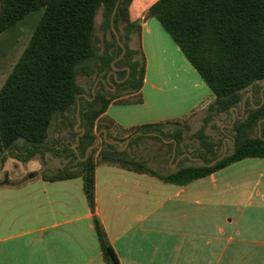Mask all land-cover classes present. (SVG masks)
<instances>
[{
  "label": "trees",
  "instance_id": "16d2710c",
  "mask_svg": "<svg viewBox=\"0 0 264 264\" xmlns=\"http://www.w3.org/2000/svg\"><path fill=\"white\" fill-rule=\"evenodd\" d=\"M117 2L0 0V36L29 14L44 10L27 47L0 89V172L7 151H12L25 163L38 154L53 151L49 139L58 115L68 120L70 128L78 124V119L72 121L70 115L77 113L78 101H81L78 98L82 92L79 76L92 79V87L100 77L106 81L99 82L95 97L91 90L90 99L80 102L79 116L85 134L79 138V155L70 146L61 148L59 154H65L69 159L67 165L42 174L46 181L83 179L104 264L121 263L96 213L98 165H113L151 175L166 183L186 186L241 160L264 158V136L260 137L258 129L259 121L264 119V103L256 107L262 103V97L255 100L256 95L261 96L258 83L264 81V0H159L149 10L148 15L160 21L213 93L214 100L207 108L204 125L189 137L199 143L195 151L187 144L183 147L185 133L191 129L186 121L148 124L130 130L121 129L109 119L101 121L112 102H143L141 90L146 56L140 44L141 26L130 19L133 0H120L115 15V28L126 47L124 57L116 62L121 68L117 71V79L123 81L118 82L112 75L115 91L107 82L112 62L123 52L111 24ZM100 10L103 16L100 25L102 39L96 35V18ZM134 36L139 43L136 48L131 46ZM248 92L253 95V103L250 98L247 100L244 117L233 127L236 140L233 151L214 166H205L186 157L178 166L167 165V171L160 172L130 151L133 141L147 137L166 147L170 159L175 143L164 141L168 139L177 143V157L188 152L211 163L222 155L217 148L224 144L223 140L215 141L207 132L209 124L224 115L233 119L231 109L238 107L242 110ZM121 97L125 98L119 99ZM171 125L178 128L167 132L166 127ZM103 129H107L110 140L123 142L138 131L155 132L162 138L137 136L124 151L121 146L103 139L101 147L93 149L83 160L88 148L97 141V132ZM76 136L78 133L73 128L71 138L75 140Z\"/></svg>",
  "mask_w": 264,
  "mask_h": 264
},
{
  "label": "crops",
  "instance_id": "0c3cea01",
  "mask_svg": "<svg viewBox=\"0 0 264 264\" xmlns=\"http://www.w3.org/2000/svg\"><path fill=\"white\" fill-rule=\"evenodd\" d=\"M157 1L133 0L130 6L131 21L141 26L146 73L143 102H112L101 118L121 129L168 121H186L190 126L189 119L214 100L181 48L160 21L148 15ZM43 13L29 14L0 36V89ZM138 44L134 36L131 46ZM83 77L82 84L78 78L79 102L85 103L94 85L92 79ZM74 117L77 113L70 115ZM177 128L171 125L165 130ZM68 130L67 126L62 130L64 146L73 148L77 137L71 138ZM226 133L230 134L222 133L224 139ZM151 140L136 139L130 151L166 172V161L168 165L172 157L166 147L154 150ZM61 148L57 144L49 151L53 157L46 152L30 161H50L56 156L68 163L66 155L59 154ZM5 154V163L19 161L12 151ZM5 163L0 176L6 171ZM40 169H21L22 179L0 182V264H104L83 179L46 181ZM32 173L37 175L30 177ZM96 213L121 264H264V158L241 160L186 186L98 165Z\"/></svg>",
  "mask_w": 264,
  "mask_h": 264
},
{
  "label": "rangeland",
  "instance_id": "374dc122",
  "mask_svg": "<svg viewBox=\"0 0 264 264\" xmlns=\"http://www.w3.org/2000/svg\"><path fill=\"white\" fill-rule=\"evenodd\" d=\"M102 19H103L102 10H100L98 15H97V18H96V21H97L96 35L99 39H102V37H103L102 31L100 30V25H101ZM99 45L102 47L103 46L102 42H100ZM82 81L85 82L86 78H84L83 76H79V82L81 84H82ZM257 87H258V89L261 88L260 89L261 96L259 94L256 95L255 96L256 101L260 100L262 96L264 98V81L259 82ZM249 98L250 97H248V99ZM209 104L206 106L205 109H202L198 115L196 114L192 118L189 119L188 122L190 124L191 129L189 130V132L185 133V141L183 143V147L185 144H187L191 150L195 151L197 149V147L199 146V143L197 140L191 139L189 137L192 136L193 134H195L204 125V118L207 116V108H208ZM240 112H241V109H240ZM75 120H76V117H74L72 119V121H75ZM231 120H232L231 117H229L227 115H224L221 118H216L210 123L212 125L209 124L210 128H208L207 132H209V134L212 136V138L217 142L224 140V135L221 133V126L224 124H230ZM64 126H68V127L70 126L68 120L63 118L62 116L58 115L57 118L55 119L54 123H53V126H52L51 135H50V139H49V146L50 147H54V149H55L56 145L59 144L65 148V146H64L65 145L64 144L65 138H64V134L62 132ZM214 126H215V128H213ZM74 127H72V128L69 127L70 130H68V131L70 132L71 135H72ZM78 128L80 129L83 127H81V124H80L78 126ZM224 130H225L224 132H229L232 136H234L233 128L228 129L225 127ZM100 131L101 130H99L97 132V134ZM76 132L79 134L81 132V130L76 131ZM262 135L264 136V130L262 131ZM100 140H101V143H100L99 147H101V145H102L103 132L100 133ZM151 143L154 146L153 147L154 150H164L165 149V148H163L161 143H159L157 141L151 140ZM227 147H228V153H231L233 151V144L227 142ZM217 150L219 153L223 152L224 151V145L219 146L217 148ZM46 154H48V156H51V154L49 152H47ZM10 155L11 154H8L7 157H9ZM51 157H53V155ZM51 160L49 161L48 159L44 160V159L39 158L38 161H35V162L29 161V162L25 163V162H21L20 160L15 161V162H6L5 163L6 171L1 174L0 182L2 180L5 182L7 180H13V181L17 180L18 181V180L22 179L23 178V175L21 174L22 170H25V171H28L30 169L34 170V169H38L39 166H41L40 171L42 174H44L47 172H54L57 169L62 168L63 166L67 165V159H61V158L54 156V158H52ZM167 163L168 162L166 161V167H167ZM168 165L170 167H172L170 162ZM155 168L157 169V167H155Z\"/></svg>",
  "mask_w": 264,
  "mask_h": 264
},
{
  "label": "water",
  "instance_id": "95a60500",
  "mask_svg": "<svg viewBox=\"0 0 264 264\" xmlns=\"http://www.w3.org/2000/svg\"><path fill=\"white\" fill-rule=\"evenodd\" d=\"M119 4H120V0H118L117 4H116V6H115V9H114V12H113V15H112L111 24H112V27H113V31H114V33H115V35H116L117 41H118L119 45L122 47L123 52H122V54H121L117 59H115V60L112 62V71H110V73H109L108 76H107V82H108L111 86H113V90H115L116 87H115L114 83L111 82V77H112V75L114 76V78H115L118 82L123 81V80H118V79H117V71L120 70L121 68H118V67L116 66V62H117L118 60L122 59V58L124 57L125 53H126V47H125V45L123 44V42L121 41V39H120V35H119V33L117 32V30H116V28H115V15H116V13H117V9H118ZM123 69H125V68H123ZM129 71H130V69H129ZM100 81H102V82H104V83L106 82V81L104 80L103 77H100V78H98V79L95 81V84H94V87H93V96H94V97H95V91H96V88H97V86H98V84H99ZM248 97H250V101H251V103H253V95H252L251 92H248L247 95H246V96L244 97V99H243V102H242V110H241V112H240V108H238V107H234L233 109H231V114H232V116H233L232 122H231L230 124H225V125L222 127L223 130H224L225 127H226V128H233L234 125H235V123H236V121H237L238 119H242V118L244 117V115H245V111H246V102H247V100H248ZM78 98H79V97H78ZM263 103H264V98H263V96H262V103H261L260 105H257L256 107H261ZM79 113H80V102L78 101V112H77L78 124H77V126L75 127V131H79V130H81V132L78 134L77 139H76L77 142H76V144L73 146V149L76 151V153H77L78 155H79V153H78L77 148H78V146L80 145L79 138H80L82 135L85 134V128H80V129L78 128V126L81 124V120H80ZM262 123H264V119H262V120L259 121V127H258V129H259V135H260V137H263V135H262ZM101 132H103V139H104L105 141H107V143L112 144V145H119V146H121V147L123 148V149H121V150L126 149V148L128 147V145H129L131 139H132L133 137H135V136H138V135L159 136V137L162 138V135H160V134H158V133H155V132L144 133V132H142V131H138V132L132 134V135L126 140V142H123V141H121V140H110V139L108 138L107 131L104 129V130H101V131L97 134V136H98L97 141H96L92 146H90V147L88 148V150H87V152H86V156H85V158H83V160H86V159L88 158L90 152H91L93 149H96V148H98V147L100 146V143H101V140H100V133H101ZM226 135H227V137L224 139V151H223L222 155H221L220 157L216 158L215 160H213L211 163H206L202 157H194V156H192L190 153L187 152V153H184L181 157H179V158L176 160V162L173 164V161L175 160V158H176V156H177V143H176L174 140L164 139V141H165L166 143H172V142L175 143L174 148H173V155H172V158H171V161H170L171 166H176V165L178 164L179 160H181V159L184 158V157H187V158H189L190 160H192V161H194V162H201V163L204 164L205 166H214L217 162H219V161H221L222 159H224L225 156L227 155V153H228L227 142H229V143H231V144H233V145L236 143V140H235L234 136H232V135H230V134H228V133H226ZM36 175H37V173H32V174H30V177H34V176H36Z\"/></svg>",
  "mask_w": 264,
  "mask_h": 264
}]
</instances>
